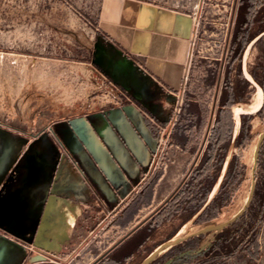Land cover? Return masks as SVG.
<instances>
[{"label": "rangeland", "instance_id": "rangeland-1", "mask_svg": "<svg viewBox=\"0 0 264 264\" xmlns=\"http://www.w3.org/2000/svg\"><path fill=\"white\" fill-rule=\"evenodd\" d=\"M142 1L193 19L189 58L173 113L172 122L177 116L178 121L172 138L163 145L165 155L156 159L160 166L168 168L175 162L176 167V180L162 198L180 187L188 194L179 213L158 230L157 238L164 241L185 226L186 230L172 245L179 244L178 251L161 259L171 246L152 264H264V90L252 75L262 77L264 70V7L235 59L242 0ZM103 3L0 0V161L9 153L6 177L0 180V219L19 210L11 206L16 196L12 194L7 202L3 198L19 170L43 169L51 148H62L58 136L63 128L75 120L77 127L82 120L77 122L76 117L124 99L108 74L121 63L123 52L100 27ZM243 36L241 28L240 39ZM257 85L263 102L254 110ZM222 104L226 108L221 113ZM236 106L242 107L240 114L236 112L239 123ZM218 119L224 125V138L207 165ZM4 132L20 139L15 151ZM84 135L89 137L90 131ZM35 182L27 177L20 184L29 193L28 187L36 186ZM216 196L220 206L213 209V216L203 214ZM2 209L11 210L2 215ZM215 221L220 224L205 228ZM226 225L232 230L221 246L224 240L216 242L217 233ZM109 234L101 235L108 239ZM152 248L147 246L129 264H139Z\"/></svg>", "mask_w": 264, "mask_h": 264}, {"label": "crops", "instance_id": "crops-1", "mask_svg": "<svg viewBox=\"0 0 264 264\" xmlns=\"http://www.w3.org/2000/svg\"><path fill=\"white\" fill-rule=\"evenodd\" d=\"M100 27L123 52L121 63L108 73L115 88L143 101L153 95L149 104L162 115L174 106L166 98L169 93L176 96L177 106L190 53L191 15L149 1L104 0ZM116 105L110 102L76 117L82 122L75 127L72 121L60 133L69 137L67 149L51 148L43 169H21L17 180L5 187L3 198L7 202L16 196L11 206L19 210L0 219V264L30 262L31 247L50 258L39 264H129L153 245L143 264L173 237L159 242L157 235L182 209L177 198L183 187H174L173 194L162 198L176 180L175 162L161 179L143 186L141 196L127 197L122 192L125 181L134 180L150 161L151 133L137 106L107 110ZM27 177L37 183L28 187L29 193L20 184ZM10 210L2 209V215Z\"/></svg>", "mask_w": 264, "mask_h": 264}, {"label": "flooded vegetation", "instance_id": "flooded-vegetation-1", "mask_svg": "<svg viewBox=\"0 0 264 264\" xmlns=\"http://www.w3.org/2000/svg\"><path fill=\"white\" fill-rule=\"evenodd\" d=\"M119 91L121 92V96L124 98L123 101L122 100L118 101L116 106H112L108 108L107 110L123 108L127 105L137 106L141 110V114L143 115L145 123L151 133L152 146L150 147V161L148 165L145 168H143L142 171L137 174V176H135L134 180L128 177L127 180L125 181V184L127 185L124 188H122V192H124L127 197L128 196L132 197L136 193H138V196H141L142 195L141 193L144 192L142 190L140 193V190L142 189L143 186H147L148 184H152L155 181H158L159 179H161V177L165 173L166 167L158 165V163L156 162V159L158 155L160 156L163 154L165 155L166 151L163 145H165L166 142L170 138H172V131H173L172 129L174 125L176 124V122L178 121L177 119L178 116H177L174 122H172L174 118L173 113L176 108L175 103L177 102V100H176V96L170 97L171 95L169 93V95H167L166 98L167 99L169 98L170 101L173 102L174 106L171 107L170 111L167 114L162 115L161 112L157 113L156 111H153L152 107L149 104V102L152 101L151 98H153L152 97L153 95H151V97L149 98L146 97L149 95H146L144 98L145 101H143L135 97L133 94L126 92L123 89H119ZM106 117L109 118V112L108 114L106 113ZM170 124H172L171 128H169ZM58 139L60 141L62 148L67 149V142H70L69 137L59 135ZM138 184H139L138 189H135V186H137ZM120 189L121 188H119V191H121ZM30 249H31L33 256L41 255V256H44L46 259L41 260V261H34V262L30 260V262H26L25 264H39L41 262L49 261L50 259L49 256L46 255L44 252L36 251L32 247Z\"/></svg>", "mask_w": 264, "mask_h": 264}, {"label": "trees", "instance_id": "trees-1", "mask_svg": "<svg viewBox=\"0 0 264 264\" xmlns=\"http://www.w3.org/2000/svg\"><path fill=\"white\" fill-rule=\"evenodd\" d=\"M263 7H264V0H242L241 10L239 13L240 14V16H239L240 20H238L237 47H236V50L234 49L235 46L233 48V52L235 53V56H236V57L234 56L235 59H238L240 57V55L244 49V45L247 41V38L249 37L250 30H251L252 26L255 24L256 18H257L258 14L260 13V11L262 10ZM241 28L244 31V36L240 39ZM252 75L255 79H257L260 82V84L264 90V70H263V75H262L263 78L260 77L255 72H252ZM224 106H226V104H224ZM263 108H264V106H263ZM220 112L222 113L223 111L221 110ZM235 118H236V114H235ZM223 138H224V125H223L222 120L219 119L216 121V125L214 127V132H213V135H212L211 140H210L211 146L207 150V154L209 156V159L206 162L207 165L213 159V154L217 150V144H219V142ZM187 198H188V194L186 193V191H183V192H181V194H179V197L177 198V203L180 205V207L182 206L183 203L186 202ZM226 202H227L226 199L225 200L223 199V202H221V203H223L225 205ZM219 203H220V199L218 196H216L212 200V202L206 207L203 214L209 213V216H213V209L219 207L220 206ZM231 230H232L231 225L224 226L217 233V238H216L217 241L216 242H218L219 239L224 240V242L221 243V246H223L224 243H227L228 239L230 237L229 233ZM190 239H189V241H190ZM217 244L218 243L213 244V246H217ZM178 246H179V244L172 246L168 252H166L164 255H162L161 259H164V258L168 257L169 255H171L172 253L178 251V249H179Z\"/></svg>", "mask_w": 264, "mask_h": 264}, {"label": "bare ground", "instance_id": "bare-ground-1", "mask_svg": "<svg viewBox=\"0 0 264 264\" xmlns=\"http://www.w3.org/2000/svg\"><path fill=\"white\" fill-rule=\"evenodd\" d=\"M249 78H251L250 74H248ZM262 102H263V91L261 89V87L259 85H257V93H256V98H255V101L254 103L251 105L254 110H258L261 105H262ZM242 107L241 106H236L235 109H234V113L235 114H240V109ZM250 111V110H249ZM252 111V110H251ZM237 112V113H236ZM239 116L236 115V122L239 123ZM227 162L225 164V168L227 166ZM222 180V176L220 177L219 181L217 182L215 188L213 189L212 193H211V197L214 196L220 182ZM228 218V217H227ZM220 222L218 221H215V222H211L209 225H207L205 228H210V227H213L215 225H219ZM184 228V227H183ZM181 228L179 230V232L183 229ZM179 232L171 239L169 240L168 242H166L164 245H162L161 247H159L143 264H147L148 262H150L152 259H155L157 256H159L161 253H163L166 249H168V247H170V245L172 244V242H174L175 240L179 239L177 238Z\"/></svg>", "mask_w": 264, "mask_h": 264}, {"label": "water", "instance_id": "water-1", "mask_svg": "<svg viewBox=\"0 0 264 264\" xmlns=\"http://www.w3.org/2000/svg\"><path fill=\"white\" fill-rule=\"evenodd\" d=\"M3 136H8V138H9V140H11L14 144L12 145V148H14V151L16 150V148H17V145H18V143H20L21 141H20V139H18V138H12L11 136H9L6 132H4L3 134H2ZM13 151V152H14ZM10 152V151H9ZM8 152H6V154L4 155V157L2 158V160L0 161V180H2V179H4V177L6 176V170H7V168L9 167L7 164H6V161H7V159H8ZM14 154V153H13ZM12 156H15V155H12ZM174 237V236H173ZM172 237V238H173ZM171 238V239H172ZM170 239V240H171ZM178 240V239H177ZM177 240H175L174 242H172V244L170 245V246H172L175 242H177ZM46 258L44 257V256H41V255H36V256H33L32 258H31V261L32 262H34V261H41V260H45ZM153 260V259H152ZM151 260V261H152ZM150 261V262H151ZM149 263V262H148Z\"/></svg>", "mask_w": 264, "mask_h": 264}]
</instances>
